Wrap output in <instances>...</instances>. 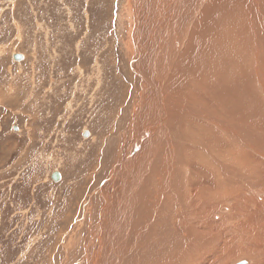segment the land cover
<instances>
[{
  "label": "bare ground",
  "instance_id": "1",
  "mask_svg": "<svg viewBox=\"0 0 264 264\" xmlns=\"http://www.w3.org/2000/svg\"><path fill=\"white\" fill-rule=\"evenodd\" d=\"M119 9L139 84L125 110L131 130L118 133L107 179L99 163L97 188L48 220L49 264H218L233 239L243 262L264 264V243L252 246L257 235L264 242V0H123ZM69 210L72 220L79 212L81 250L74 230L60 241L65 231L53 233Z\"/></svg>",
  "mask_w": 264,
  "mask_h": 264
},
{
  "label": "rangeland",
  "instance_id": "2",
  "mask_svg": "<svg viewBox=\"0 0 264 264\" xmlns=\"http://www.w3.org/2000/svg\"><path fill=\"white\" fill-rule=\"evenodd\" d=\"M122 1L0 0V264H49L48 220L97 188L99 179L90 175L99 163L107 167L101 181L110 175L113 149L128 124L125 110L139 85L121 44L127 36L126 24H118ZM22 54L23 61L13 60ZM55 172L60 183L51 179ZM68 212L67 220L55 218L53 233L65 231L58 241L77 225L79 212L77 220ZM74 231L81 250L83 229ZM236 240L222 244L212 262L245 261ZM260 243L255 236L252 246Z\"/></svg>",
  "mask_w": 264,
  "mask_h": 264
},
{
  "label": "water",
  "instance_id": "3",
  "mask_svg": "<svg viewBox=\"0 0 264 264\" xmlns=\"http://www.w3.org/2000/svg\"><path fill=\"white\" fill-rule=\"evenodd\" d=\"M19 59H20V55H15V56L13 57V60H15V61H18ZM59 178H60V175H59V173H57V172L53 173L52 176H51V179H52L53 181H58ZM237 264H244V262H240V263H237Z\"/></svg>",
  "mask_w": 264,
  "mask_h": 264
},
{
  "label": "crops",
  "instance_id": "4",
  "mask_svg": "<svg viewBox=\"0 0 264 264\" xmlns=\"http://www.w3.org/2000/svg\"><path fill=\"white\" fill-rule=\"evenodd\" d=\"M22 59V61L24 60V55L22 54V55H20V59L19 60H21Z\"/></svg>",
  "mask_w": 264,
  "mask_h": 264
}]
</instances>
